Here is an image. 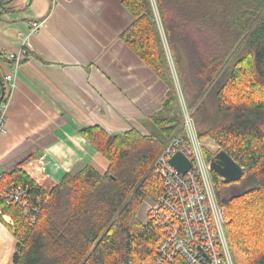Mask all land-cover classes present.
Returning <instances> with one entry per match:
<instances>
[{
	"label": "trees",
	"instance_id": "16d2710c",
	"mask_svg": "<svg viewBox=\"0 0 264 264\" xmlns=\"http://www.w3.org/2000/svg\"><path fill=\"white\" fill-rule=\"evenodd\" d=\"M122 6L133 18L122 43L168 88L161 110L149 118L153 132L84 128L80 133L108 162L106 173L84 166L64 174L49 192L23 171L27 160L0 174V194L21 186L39 206L32 223L20 206L0 200V212L13 222V264H141L155 254L161 233L137 214L161 194L153 162L181 126L162 34L188 109H202L207 95L212 101V118L197 130L198 139L209 137L243 168V178L254 181L234 193L232 184L211 175L234 264H264L262 7L254 0H122ZM205 158L212 155L205 152Z\"/></svg>",
	"mask_w": 264,
	"mask_h": 264
},
{
	"label": "crops",
	"instance_id": "0c3cea01",
	"mask_svg": "<svg viewBox=\"0 0 264 264\" xmlns=\"http://www.w3.org/2000/svg\"><path fill=\"white\" fill-rule=\"evenodd\" d=\"M264 11V0H254ZM31 22L41 24L29 34ZM133 22L122 0H0V95L3 77L15 88L0 135V174L23 171L49 192L84 166L103 175L108 162L80 133L151 132L168 88L122 43ZM25 50L12 69L8 53ZM5 87V86H4ZM0 215V264H13L16 239Z\"/></svg>",
	"mask_w": 264,
	"mask_h": 264
},
{
	"label": "built area",
	"instance_id": "2783aa9c",
	"mask_svg": "<svg viewBox=\"0 0 264 264\" xmlns=\"http://www.w3.org/2000/svg\"><path fill=\"white\" fill-rule=\"evenodd\" d=\"M40 26L38 22H31L29 34H34ZM161 37L177 84L163 34ZM25 57L23 49L7 55V59L13 63L12 69L17 68ZM3 81L5 87L4 102L0 105V135L6 131L4 120L7 98L15 88L11 75H5ZM178 102L180 104V95ZM180 112L182 134L170 138L153 163V172L162 184V191L155 201H151L146 221H151L159 229L161 238L155 254L141 264H234L225 232L224 210L216 202L210 161L205 158V152L211 154L210 150L198 139L192 111L186 105ZM177 152L182 153L190 163L186 173L179 172L169 163ZM211 155L213 157L214 153ZM0 200L7 206H20L23 215L28 216L32 223L35 219L32 215L39 212V206L30 204L26 190L21 186L2 191ZM8 223L13 225L10 219ZM122 264L135 263L127 261Z\"/></svg>",
	"mask_w": 264,
	"mask_h": 264
},
{
	"label": "rangeland",
	"instance_id": "374dc122",
	"mask_svg": "<svg viewBox=\"0 0 264 264\" xmlns=\"http://www.w3.org/2000/svg\"><path fill=\"white\" fill-rule=\"evenodd\" d=\"M170 60H171V57H170ZM171 65H172V68H174V64H173L172 60H171ZM169 67H170V64H169ZM175 85H176L175 86V88H176L175 89V95H177V99H178V97L180 95L179 108L180 109L181 108L184 109L186 107V105L184 103L185 102L184 96L182 95V93H183L182 88H181V86L179 88L178 83L177 84L175 83ZM213 108L214 107L212 105V101H211L209 95H207L205 97V101H204L203 108L195 111V114H193V120H194L195 130L202 129V128H204L207 125V123L212 118V110H213ZM151 132H153L152 125H151ZM147 134H149V133H147ZM181 134H182V132H181V129H180L179 133L178 134H175V135H181ZM169 140L170 139H168V141ZM199 140L204 143V146H207L208 147V149L210 150V153L211 154L212 153H214V154L217 153V151H218L219 148H218V146L209 137H205V138H202V139H199ZM168 141H167V143H168ZM166 144H165V146H166ZM230 184H232L231 185L232 192L239 193V192L245 191V190L249 189L250 187H252L253 184H254V181H253V179L251 177H244V178H242V180L237 181V182H234V183H230ZM150 204H151V201L150 200H146L144 202L143 206L140 208L138 214H137L138 219L141 222H143V223L147 220V218H146V216H147V209H148V207H149ZM226 224H227V221H226ZM226 224H225V232H226Z\"/></svg>",
	"mask_w": 264,
	"mask_h": 264
},
{
	"label": "water",
	"instance_id": "95a60500",
	"mask_svg": "<svg viewBox=\"0 0 264 264\" xmlns=\"http://www.w3.org/2000/svg\"><path fill=\"white\" fill-rule=\"evenodd\" d=\"M1 95H4V86L1 85ZM171 166L181 173H186L190 168L189 161L182 153H175L169 160ZM210 169L219 176L224 184L234 183L243 178L244 170L224 151L217 153L210 160Z\"/></svg>",
	"mask_w": 264,
	"mask_h": 264
},
{
	"label": "bare ground",
	"instance_id": "6f19581e",
	"mask_svg": "<svg viewBox=\"0 0 264 264\" xmlns=\"http://www.w3.org/2000/svg\"><path fill=\"white\" fill-rule=\"evenodd\" d=\"M213 181V180H212ZM214 183V182H213ZM215 186V185H214ZM222 208V207H221ZM227 221V220H226Z\"/></svg>",
	"mask_w": 264,
	"mask_h": 264
}]
</instances>
